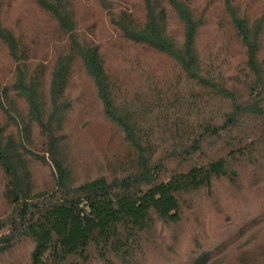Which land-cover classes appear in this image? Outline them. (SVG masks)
I'll return each mask as SVG.
<instances>
[{
    "label": "trees",
    "instance_id": "16d2710c",
    "mask_svg": "<svg viewBox=\"0 0 264 264\" xmlns=\"http://www.w3.org/2000/svg\"><path fill=\"white\" fill-rule=\"evenodd\" d=\"M96 1L84 33L75 0H31L55 28L37 38L0 0V264H264V0H220L206 55L192 0ZM93 116L119 144L77 176L69 123Z\"/></svg>",
    "mask_w": 264,
    "mask_h": 264
},
{
    "label": "rangeland",
    "instance_id": "374dc122",
    "mask_svg": "<svg viewBox=\"0 0 264 264\" xmlns=\"http://www.w3.org/2000/svg\"><path fill=\"white\" fill-rule=\"evenodd\" d=\"M258 1L259 0H238V3L240 4V7L246 10V13L249 16H254L259 12ZM3 2L5 6V8H3L4 10H2L4 22L15 28L19 26L21 30L23 28V31L31 34V37L36 36L37 38H40V35L47 36L46 34H49L50 31L55 29L50 20L32 5L31 0H11V3H7L8 1L5 2V0H3ZM75 2L74 10L76 12V18L78 19L83 32L88 33L86 30L89 26L87 25L91 23L90 20L93 19L95 15L100 13L98 3L96 0H75ZM110 2L116 8H121L122 6V0H110ZM130 2L136 4L139 0H128V3ZM192 2L196 5L199 11H201L204 7L207 9L205 13L208 16V20L201 28L199 35V42L201 45L200 51L203 55H206L209 50H215L216 47H218V45L225 39L223 29L224 25L222 27L220 25V0H192ZM207 4L208 6H206ZM87 7L90 9L88 10ZM89 11L92 13L91 15H89ZM16 17L20 18L19 25L14 24V21L17 19ZM46 31L49 32L47 33ZM100 31L101 30L97 29V33L95 34V37L98 40L100 38H105L104 35L100 36ZM44 32L46 34H43ZM41 44L42 41L39 39V44L36 45L39 48H36L35 50V56L37 58H41L43 56L42 50L44 49L40 47ZM117 46V49L125 52L126 55L133 54L134 50L127 45L117 42ZM235 55L236 57L238 56L237 53ZM141 56L144 63H147V61L150 63L154 62L157 65L165 67L162 57L155 53L148 52L142 54ZM2 58H0V60ZM85 86H87L86 82L78 81L73 93H77V90H82V87L85 88ZM82 119L83 118H81L78 122V124H81L78 133L74 131V121L69 123L68 127L70 130V138L68 141L70 158L73 159L74 170L77 176L97 172L98 169L96 168V165H98L99 161L102 160L104 157L103 155L106 152L116 149L119 144L117 134L112 132L110 127L99 117L93 116L88 120ZM34 173L35 183L38 188L50 185V179L43 169H38ZM26 250V246L23 245L18 252L11 256L10 259L3 264H22L26 257Z\"/></svg>",
    "mask_w": 264,
    "mask_h": 264
}]
</instances>
